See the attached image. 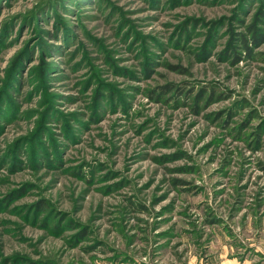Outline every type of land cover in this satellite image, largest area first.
Listing matches in <instances>:
<instances>
[{"label": "rangeland", "instance_id": "1", "mask_svg": "<svg viewBox=\"0 0 264 264\" xmlns=\"http://www.w3.org/2000/svg\"><path fill=\"white\" fill-rule=\"evenodd\" d=\"M0 264H264V0H0Z\"/></svg>", "mask_w": 264, "mask_h": 264}, {"label": "trees", "instance_id": "2", "mask_svg": "<svg viewBox=\"0 0 264 264\" xmlns=\"http://www.w3.org/2000/svg\"><path fill=\"white\" fill-rule=\"evenodd\" d=\"M261 37L262 36L260 34H258L257 31H256V33L254 34V37H253V41H255V43L259 42L261 40Z\"/></svg>", "mask_w": 264, "mask_h": 264}]
</instances>
